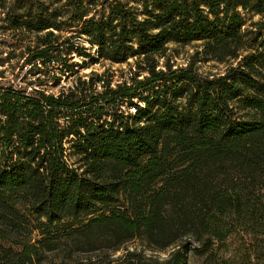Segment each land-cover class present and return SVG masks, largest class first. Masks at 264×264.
Returning a JSON list of instances; mask_svg holds the SVG:
<instances>
[{"label": "trees", "instance_id": "16d2710c", "mask_svg": "<svg viewBox=\"0 0 264 264\" xmlns=\"http://www.w3.org/2000/svg\"><path fill=\"white\" fill-rule=\"evenodd\" d=\"M7 2L0 33L18 38L0 45L48 79L0 82V264L137 238L168 257L98 264H264V0ZM193 42L225 71L174 68L169 45ZM132 57L131 83L79 74L86 59Z\"/></svg>", "mask_w": 264, "mask_h": 264}, {"label": "rangeland", "instance_id": "374dc122", "mask_svg": "<svg viewBox=\"0 0 264 264\" xmlns=\"http://www.w3.org/2000/svg\"><path fill=\"white\" fill-rule=\"evenodd\" d=\"M8 7H14L15 9H19L22 5H26L22 0H8ZM6 11V10H5ZM6 12H2L0 10V25L2 24L1 19L5 17ZM255 19H258L259 16H255ZM59 33L62 37H70L79 35L75 32V30H64ZM12 32H6L5 34L0 33V40H7L8 44L16 43L18 36L12 37ZM78 38H75V40ZM79 53L85 51V47H87V51L90 53L96 54V49L92 48L86 41H79ZM26 44H30L32 47L36 45V36L33 34H29L26 38ZM15 47L8 48L5 45H0V63H4L3 66H0V82L1 83H14L17 85H21L26 87L30 82H32V87L39 86L40 81H38V77L41 80L48 79L44 75L38 76V74H33L38 72L40 63H33V65H25L23 64V59L21 57H17L18 51L13 54H9V51L14 49ZM168 58L171 63L174 65L173 67H186L190 64H193L198 73L203 75H217L221 74L225 71L228 66V63H220L216 60L203 61L204 55L202 53V46L200 42H193L188 45H179V44H170L169 50L167 51ZM70 61L73 63L84 64V58L79 54L75 53L71 55ZM125 63H113L111 64L108 61H101L96 64H91L90 59H86L87 65L85 67L79 68V74L85 76L84 78H88L86 75H90L92 72L101 73L106 69H112L113 73V83H117L121 80H127L131 83V76L135 72V58L132 57L127 60ZM163 64V61L161 62ZM32 67V73H27L28 70ZM44 69V66L41 67ZM108 77V76H107ZM75 77H70L69 79H61L60 84L53 88L52 91L57 92L61 89L68 88L69 86L75 84ZM50 85V84H48ZM102 86V85H101ZM98 87V86H97ZM99 88V87H98ZM74 159V157H73ZM79 167L78 164H75ZM142 251V253L147 255H153L159 258H166L169 255L168 251H153L151 247L148 246L147 242L142 238H137L123 245L120 250L117 251H98L96 253H74L72 255L68 254V252H56L51 253L48 257L45 258L44 264H77L79 261L88 264H98L102 260H112L116 262L121 259V257L128 251ZM192 263V262H191ZM192 264H198L197 262Z\"/></svg>", "mask_w": 264, "mask_h": 264}, {"label": "built area", "instance_id": "2783aa9c", "mask_svg": "<svg viewBox=\"0 0 264 264\" xmlns=\"http://www.w3.org/2000/svg\"><path fill=\"white\" fill-rule=\"evenodd\" d=\"M130 110H131L132 112H134V108H131Z\"/></svg>", "mask_w": 264, "mask_h": 264}]
</instances>
